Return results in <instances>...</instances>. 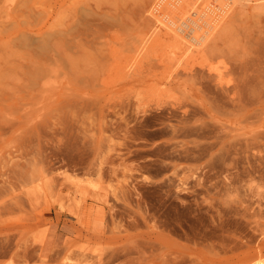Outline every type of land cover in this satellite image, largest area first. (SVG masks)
<instances>
[{"label": "rangeland", "instance_id": "rangeland-1", "mask_svg": "<svg viewBox=\"0 0 264 264\" xmlns=\"http://www.w3.org/2000/svg\"><path fill=\"white\" fill-rule=\"evenodd\" d=\"M151 1L0 0V264L264 254V0L244 1L185 86L161 62L123 75Z\"/></svg>", "mask_w": 264, "mask_h": 264}, {"label": "bare ground", "instance_id": "bare-ground-1", "mask_svg": "<svg viewBox=\"0 0 264 264\" xmlns=\"http://www.w3.org/2000/svg\"><path fill=\"white\" fill-rule=\"evenodd\" d=\"M244 1L152 0L146 8L153 18V24L147 36L136 40L132 45V54L130 53L131 55L121 68L124 77L140 81L138 79H143L145 73L148 74L155 63L161 62L162 66L158 69L162 70L164 75L163 83L185 86L188 81H182L179 78L180 75L189 74L190 77H195L193 65L197 63L199 56L206 54L212 40H215L216 32L224 30L235 11L237 16H244L247 12ZM215 2H219V4L215 5ZM76 11L85 16L94 14L87 12L81 6L76 7ZM19 32L18 39L23 45L34 46L37 49L48 47L45 40H37L26 35L25 32ZM55 60L57 61V58ZM203 73L199 76L201 79L199 84L203 85L205 82L207 85V82L210 81L221 87L219 81L223 78L221 72L215 73L214 76L211 72L207 76ZM221 88L227 91L225 88ZM201 104L206 108L205 103ZM232 236L234 237V235ZM145 244L147 243H142L141 246L145 247ZM131 252L133 251L131 250ZM128 253L125 254L126 257ZM252 261L247 264H264V254L255 256Z\"/></svg>", "mask_w": 264, "mask_h": 264}]
</instances>
